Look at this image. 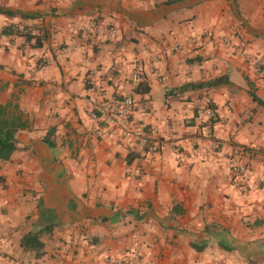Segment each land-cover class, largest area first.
<instances>
[{"label":"crops","instance_id":"1","mask_svg":"<svg viewBox=\"0 0 264 264\" xmlns=\"http://www.w3.org/2000/svg\"><path fill=\"white\" fill-rule=\"evenodd\" d=\"M0 11L14 13L0 12V106L29 125L0 162V264H264L253 70L264 0H0ZM10 25L41 45L1 36ZM112 96L134 99L130 124L155 131L156 154L97 135L88 99ZM198 103L216 114L211 135ZM234 163L247 167L239 179ZM33 232L40 257L21 245Z\"/></svg>","mask_w":264,"mask_h":264},{"label":"built area","instance_id":"2","mask_svg":"<svg viewBox=\"0 0 264 264\" xmlns=\"http://www.w3.org/2000/svg\"><path fill=\"white\" fill-rule=\"evenodd\" d=\"M90 30L96 31L98 27L94 23L89 24ZM99 31L114 34L113 28H101ZM253 65L255 74L259 77L264 76V59H257ZM139 73H136L132 79L134 84L142 81ZM90 116L93 120L100 123L97 129V135L109 137H121L125 140L133 142L140 146H146L150 154H156L159 151L160 142L154 137L155 131L145 130L143 128L134 127L130 124L131 116L135 109V101L132 97L112 96L108 99H98L90 97L88 99ZM196 120L202 126L207 135L212 134V126L217 117L212 108L206 104L198 103L195 107ZM231 172L234 178H241L247 173L245 165L234 163L231 165Z\"/></svg>","mask_w":264,"mask_h":264},{"label":"trees","instance_id":"3","mask_svg":"<svg viewBox=\"0 0 264 264\" xmlns=\"http://www.w3.org/2000/svg\"><path fill=\"white\" fill-rule=\"evenodd\" d=\"M3 14L13 16L14 13L7 11H0ZM1 36H15V37H25L26 41L35 40L36 47L41 45L38 38L31 35L30 33L19 32L16 26H7L2 32ZM221 84H228L226 79L216 80L208 86H218ZM197 87H202L198 85ZM149 91V87L145 81H140L135 87L136 94H146ZM254 100H257L253 97ZM29 127L28 122L23 119L22 114L20 113L18 106L9 102L5 106H0V162H6L10 159L13 152L17 150L16 134L19 131L25 130ZM44 142L48 145L49 148H53L54 145L49 139H44ZM48 231L49 229H44ZM41 232H33L26 234L22 238V247L25 250L33 251L36 254V257H40L44 254L43 252V243L40 241Z\"/></svg>","mask_w":264,"mask_h":264}]
</instances>
